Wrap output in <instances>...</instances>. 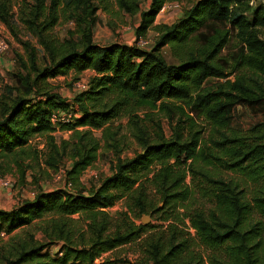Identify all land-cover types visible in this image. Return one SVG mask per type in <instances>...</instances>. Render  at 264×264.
<instances>
[{"label":"trees","instance_id":"16d2710c","mask_svg":"<svg viewBox=\"0 0 264 264\" xmlns=\"http://www.w3.org/2000/svg\"><path fill=\"white\" fill-rule=\"evenodd\" d=\"M174 1L18 3L48 63L22 42L25 90L0 93V158L34 159L31 139L44 136V168L70 165L64 187L0 209V240L17 231L0 264H264V121L247 129L231 122L233 106L264 104V2L188 0L174 23L155 24ZM113 5L139 16L135 40L156 33L149 48L93 41L98 10ZM13 7L0 0V21L11 29ZM60 18L75 26L62 39L51 32ZM86 70V87L68 100L48 81ZM55 112L69 120L52 123ZM56 130L69 135L56 139ZM101 150L114 157L111 174L84 189L81 175ZM142 213L155 223H136ZM127 245L132 259L103 257Z\"/></svg>","mask_w":264,"mask_h":264},{"label":"rangeland","instance_id":"374dc122","mask_svg":"<svg viewBox=\"0 0 264 264\" xmlns=\"http://www.w3.org/2000/svg\"><path fill=\"white\" fill-rule=\"evenodd\" d=\"M12 1L14 2L12 10L13 17L11 18L13 29L0 21V38L4 39L7 45L6 49L0 53V93L8 92L11 96H17L19 93L17 87H20L19 89L21 92L25 90L24 87L19 86L21 84L17 77L18 71L21 70L17 53H19L23 59L26 58L25 47L22 42H29L30 45L36 49L39 65H46L48 59L33 31L19 19L18 3H21V0ZM261 2H264V0H250V5L255 7ZM189 4L190 1L188 0H176L171 2L169 7L163 12L158 13L155 24L174 23L181 17L183 9L189 6ZM138 21V15L131 17L123 14L121 11H118L114 5L110 7V12L98 10L97 21L93 28V41L101 45H108L114 41L120 43H135L134 30ZM74 29L75 26L71 20L67 21L64 18H60L51 32L56 37L62 39L68 36V31ZM260 35L264 39V28L260 30ZM155 37L156 33L153 30H149L144 36L149 42L143 47H145V49L149 48L154 42ZM164 54L169 58L166 50H164ZM91 75L92 74H88L86 71L78 74L72 71L66 76L60 75L55 78H50L48 81L51 83L54 92L60 93L65 100H68L75 93L76 89L74 82L79 80L86 84ZM260 121H264V104L256 106L238 104L232 107L231 122L234 127L247 129L254 123ZM161 122L166 134H169L167 121L163 119ZM119 123L125 125V120L123 119L119 121ZM121 131H125L124 127L121 128ZM53 135L56 139H60L68 137L69 134L55 131ZM45 142L46 139L44 136H35L31 139L30 147L32 148L31 151H33L34 159L26 157L17 158V161H14L13 157L0 158V209H11L25 200L32 199L38 189L51 190L65 186L64 170L70 165V163L68 161H63L58 170L60 175L56 174L58 172L44 168L41 162L42 160L40 159H42V155L45 152ZM123 155L132 156L133 150H128ZM113 158L114 157L110 152L104 150L99 152L94 164L88 167L81 175V183L84 189H90L96 186L102 178L111 174ZM41 168H43L44 172H41ZM188 179H190V177ZM5 181L8 182L6 185L4 183ZM121 208L122 203H117L109 208V210L115 212ZM145 217H148V220L143 222L142 220ZM135 221L136 223L144 224L155 223L153 217L144 213L136 217ZM16 232L17 231H15L14 234ZM14 234L2 235V240H0V251H2L4 243H6L9 240V237ZM36 236L40 238L41 234L37 232ZM130 249L131 246L127 245L118 250L104 253L103 257L111 256L119 259H132L133 257L129 253ZM49 250L51 253H54L56 247L52 246ZM98 261L99 260H96L95 262ZM118 264L126 263L119 262Z\"/></svg>","mask_w":264,"mask_h":264},{"label":"built area","instance_id":"2783aa9c","mask_svg":"<svg viewBox=\"0 0 264 264\" xmlns=\"http://www.w3.org/2000/svg\"><path fill=\"white\" fill-rule=\"evenodd\" d=\"M170 3H165L164 6L161 8L160 12H163L167 7L170 6ZM148 40L144 37H140L138 40H135V43L139 46H145L146 44H148ZM7 45L5 43V40L0 38V53H2L5 49H6ZM1 55V54H0ZM74 86H75V89L77 90H80V89H84L86 87V84L82 83L81 81L77 80L76 82H74ZM69 117L70 115L69 114H65V113H53L51 115V122L56 124L57 122L59 121H68L69 120ZM57 132H61V133H67L66 131H61V130H56ZM57 175H60V173H56ZM5 185L8 183V182H4ZM3 235V233L1 234Z\"/></svg>","mask_w":264,"mask_h":264},{"label":"crops","instance_id":"0c3cea01","mask_svg":"<svg viewBox=\"0 0 264 264\" xmlns=\"http://www.w3.org/2000/svg\"><path fill=\"white\" fill-rule=\"evenodd\" d=\"M114 42H116V41H114ZM126 44H132V43L127 42ZM86 72H88V74H92V73H93V72L90 71V70H86Z\"/></svg>","mask_w":264,"mask_h":264},{"label":"water","instance_id":"95a60500","mask_svg":"<svg viewBox=\"0 0 264 264\" xmlns=\"http://www.w3.org/2000/svg\"><path fill=\"white\" fill-rule=\"evenodd\" d=\"M148 220V217H145L142 221L146 222Z\"/></svg>","mask_w":264,"mask_h":264}]
</instances>
